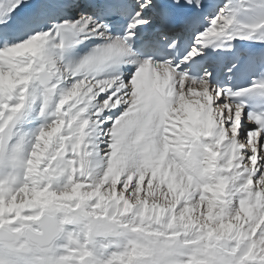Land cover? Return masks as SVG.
Wrapping results in <instances>:
<instances>
[{"label":"snow or ice","instance_id":"snow-or-ice-1","mask_svg":"<svg viewBox=\"0 0 264 264\" xmlns=\"http://www.w3.org/2000/svg\"><path fill=\"white\" fill-rule=\"evenodd\" d=\"M0 264H264V0H0Z\"/></svg>","mask_w":264,"mask_h":264}]
</instances>
